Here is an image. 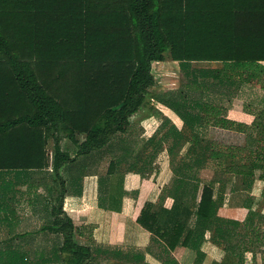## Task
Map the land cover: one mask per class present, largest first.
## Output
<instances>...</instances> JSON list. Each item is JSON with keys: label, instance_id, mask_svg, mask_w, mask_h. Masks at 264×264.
I'll use <instances>...</instances> for the list:
<instances>
[{"label": "trees", "instance_id": "trees-1", "mask_svg": "<svg viewBox=\"0 0 264 264\" xmlns=\"http://www.w3.org/2000/svg\"><path fill=\"white\" fill-rule=\"evenodd\" d=\"M166 61L178 63L186 86L200 95L160 98L183 122V130L172 126L167 136L174 178L160 202L186 203L192 194L198 228L186 241L210 231L214 244L228 243L238 225L218 217L217 186L242 177L251 203L264 198V0H0V172L47 168L53 137L58 174L70 161L60 136L79 156L107 149L121 165L129 145L118 135L140 119L159 83L153 65ZM195 63L223 66L205 72L194 70ZM198 74L212 82H198ZM236 83L260 91L244 114L230 112L226 88ZM203 128L209 137L199 133ZM207 169L215 176L203 184L200 172ZM138 223L171 250L185 233L180 223L172 233L163 229L149 205ZM73 229L71 222L58 229L66 264H95L89 247L71 242ZM252 235L264 241L254 229ZM5 251L0 248V264H30ZM163 264L178 262L169 256Z\"/></svg>", "mask_w": 264, "mask_h": 264}, {"label": "crops", "instance_id": "crops-1", "mask_svg": "<svg viewBox=\"0 0 264 264\" xmlns=\"http://www.w3.org/2000/svg\"><path fill=\"white\" fill-rule=\"evenodd\" d=\"M235 113L244 114L239 110ZM152 120H156L154 116H141L134 124L137 137L128 148L129 157L120 158L121 165L118 158H107L99 152L79 156L77 146L60 136L59 147L69 154L70 161L58 174L53 170V137L48 140L52 158L47 168L0 172V184L5 185L0 189V248L30 264H66L69 254L61 250L66 238L58 229L71 222V242L89 247L95 264H163L169 256L178 264H195L199 256L202 264H263V247L259 248L261 242L256 236L253 244L251 233L264 227V198L254 197L253 203L248 202V195L253 196L237 189L234 176L216 188L217 200L223 201L218 217L238 225L232 226L231 240L219 246L207 231L204 237L186 241L187 233L198 228L197 208L190 202L192 194H188L186 203L172 197L160 202L163 190L174 178L170 158H133L138 143L151 137V126L147 132L142 126ZM78 141L82 143L84 138ZM214 176L211 169L200 172L203 184ZM147 205L170 233L182 224L185 233L174 250L138 223ZM58 221L61 224L56 226Z\"/></svg>", "mask_w": 264, "mask_h": 264}, {"label": "rangeland", "instance_id": "rangeland-1", "mask_svg": "<svg viewBox=\"0 0 264 264\" xmlns=\"http://www.w3.org/2000/svg\"><path fill=\"white\" fill-rule=\"evenodd\" d=\"M222 66L223 65L221 63H195L193 65V68L194 70L212 72L213 70L222 68ZM153 72L159 83H157V86L150 91V94L147 97L146 107L141 111V116L146 118L152 113V116H154L156 120H152V123L150 125L145 124L144 126H142L143 132H147L146 130L150 128V126L153 130L150 129L151 137L147 139V141H144L143 143H138V147L135 153L136 157L134 156L133 158H154V156H156V158H168V150L172 145V139H170L169 137L167 138V136H169L170 128L172 126H175L177 130H183V122L169 108L159 103L160 98H169L172 95L174 96L176 94H179V92H182V96L187 95V97L190 99L193 98L195 95H200L199 93H197V90L186 86L188 80L183 76L178 63H174L171 61L155 63L153 65ZM197 78V81L200 83L212 82L211 79H203L201 76H199V74ZM226 89L227 92H230L233 97L231 107L233 111L231 110V113H235L238 110L241 112L247 111L248 109H250L248 107L249 103L255 101V97L260 95V91H250L251 88H248V86L244 83H236L232 86H228ZM226 105L227 107H229V104ZM166 119L169 121L170 124H168L166 128L161 130L163 121H165ZM199 133L206 138L210 136L209 128H203L199 130ZM136 135L137 131L132 128L130 132L126 135H118V137L120 140H123L131 147V144L133 143L132 141L135 140L137 137ZM101 154H106L107 158H115L116 156V153L111 150L108 151L107 149L99 152V155ZM185 154L186 149L182 153V155ZM234 184H236L235 186L237 187V189H245V184L243 182L242 177L236 178V182ZM250 198L252 197L248 195L247 200L249 201ZM257 198L262 199L261 197ZM256 233L263 235L264 227L258 230L256 229ZM253 238L256 239V237L253 236L251 237V240ZM260 245L261 246H259V248L263 247L261 250H264V243H260Z\"/></svg>", "mask_w": 264, "mask_h": 264}]
</instances>
